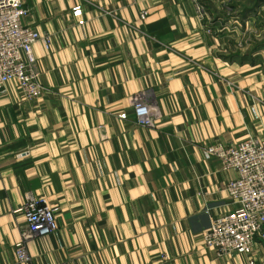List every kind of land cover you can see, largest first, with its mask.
<instances>
[{"label": "crops", "instance_id": "1", "mask_svg": "<svg viewBox=\"0 0 264 264\" xmlns=\"http://www.w3.org/2000/svg\"><path fill=\"white\" fill-rule=\"evenodd\" d=\"M20 1L49 45L32 46L40 96L0 90V264H17L27 193L57 228L22 264H264V242L224 255L202 238L237 206L236 173L204 147L264 137V64L232 58L193 0ZM139 92L153 126L135 122Z\"/></svg>", "mask_w": 264, "mask_h": 264}, {"label": "built area", "instance_id": "2", "mask_svg": "<svg viewBox=\"0 0 264 264\" xmlns=\"http://www.w3.org/2000/svg\"><path fill=\"white\" fill-rule=\"evenodd\" d=\"M193 2L203 19L202 5L199 0ZM74 11L78 12V8ZM26 12L20 0H0V90L11 82L25 98L33 99L43 93L44 87L32 46L42 41L48 48L49 38L22 23ZM146 14L142 11L141 17ZM78 23L83 24V21ZM130 103L137 124L153 126L159 119L157 107L143 92L130 96ZM204 150L218 159L222 169L236 173L235 178L223 185V190L237 206L212 219L202 235L203 242L218 254H249L258 242H264V137L229 144L216 142L206 145ZM28 154L26 147L16 156L22 158ZM16 212L22 214L26 222L22 239L14 245L16 262L22 264L30 261L26 241L56 230L57 207L45 195L27 193L25 204Z\"/></svg>", "mask_w": 264, "mask_h": 264}, {"label": "rangeland", "instance_id": "3", "mask_svg": "<svg viewBox=\"0 0 264 264\" xmlns=\"http://www.w3.org/2000/svg\"><path fill=\"white\" fill-rule=\"evenodd\" d=\"M232 58L264 64V0H199Z\"/></svg>", "mask_w": 264, "mask_h": 264}]
</instances>
